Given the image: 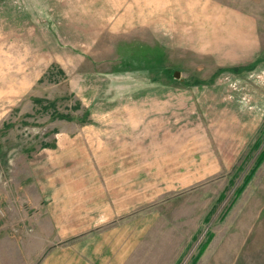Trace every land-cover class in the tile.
<instances>
[{"label":"rangeland","instance_id":"374dc122","mask_svg":"<svg viewBox=\"0 0 264 264\" xmlns=\"http://www.w3.org/2000/svg\"><path fill=\"white\" fill-rule=\"evenodd\" d=\"M0 264H264V0H0Z\"/></svg>","mask_w":264,"mask_h":264},{"label":"crops","instance_id":"0c3cea01","mask_svg":"<svg viewBox=\"0 0 264 264\" xmlns=\"http://www.w3.org/2000/svg\"><path fill=\"white\" fill-rule=\"evenodd\" d=\"M203 13V15L198 14L197 17H192L190 21H196V25H193L192 27H187L185 28L186 31L188 32V39L186 38L185 40H188L189 42H195L194 44L198 49H209L212 48V50L215 51H220L224 56L228 57V54L225 52L226 50L230 51V56L233 57L235 55H242L245 50L248 49V45H246L245 42L239 41L237 37V30H236V24L237 20V15L234 14H228L227 16H222L219 17L217 15H213L212 20L209 19L208 16H204V12L200 11ZM225 18L227 22H222L221 19ZM235 18L236 20H234ZM224 23V25H222ZM224 30L222 33L221 30ZM207 35H210L207 37ZM239 42H242V44H238ZM246 48H243L245 47ZM239 47V48H238ZM240 49H245L243 52H236L234 54L235 50H240ZM230 64H236L237 63V58L231 60L229 62ZM221 67V66H220Z\"/></svg>","mask_w":264,"mask_h":264},{"label":"water","instance_id":"95a60500","mask_svg":"<svg viewBox=\"0 0 264 264\" xmlns=\"http://www.w3.org/2000/svg\"><path fill=\"white\" fill-rule=\"evenodd\" d=\"M175 76H176V77H179V76H180V72L177 71V72L175 73Z\"/></svg>","mask_w":264,"mask_h":264}]
</instances>
